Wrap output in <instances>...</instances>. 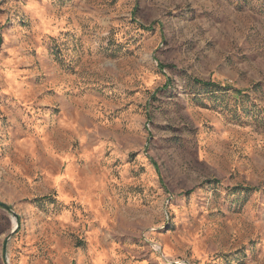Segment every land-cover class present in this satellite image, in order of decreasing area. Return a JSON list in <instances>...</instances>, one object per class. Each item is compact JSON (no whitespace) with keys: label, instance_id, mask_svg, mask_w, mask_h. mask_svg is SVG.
Masks as SVG:
<instances>
[{"label":"rangeland","instance_id":"rangeland-1","mask_svg":"<svg viewBox=\"0 0 264 264\" xmlns=\"http://www.w3.org/2000/svg\"><path fill=\"white\" fill-rule=\"evenodd\" d=\"M0 202V264H264V0H0Z\"/></svg>","mask_w":264,"mask_h":264},{"label":"water","instance_id":"water-1","mask_svg":"<svg viewBox=\"0 0 264 264\" xmlns=\"http://www.w3.org/2000/svg\"><path fill=\"white\" fill-rule=\"evenodd\" d=\"M0 206L4 207V208H7V206L3 203L0 202ZM13 215L15 216V213H13Z\"/></svg>","mask_w":264,"mask_h":264}]
</instances>
